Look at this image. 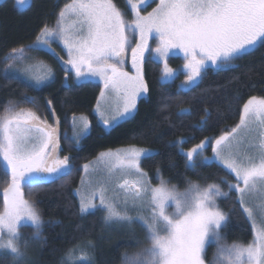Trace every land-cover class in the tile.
<instances>
[{
	"label": "snow or ice",
	"instance_id": "obj_1",
	"mask_svg": "<svg viewBox=\"0 0 264 264\" xmlns=\"http://www.w3.org/2000/svg\"><path fill=\"white\" fill-rule=\"evenodd\" d=\"M126 3L131 20L125 18L114 0H68L54 26L43 25L32 44L12 48L4 57L5 79L23 82L33 91L54 82L53 69L30 57L32 52H45L62 65L65 88L69 87L72 74L77 84L99 78L103 87L94 111L110 132L121 122L133 119L138 99L147 97L150 89L145 79L146 63L163 65L158 81L163 86L181 71L169 67L170 55L177 50L182 52L186 79L180 87L191 92L208 69L232 70L239 67L236 61L264 48V0ZM152 3L156 6L142 14ZM150 41L156 43L155 48ZM53 44L61 45L66 60ZM129 53L131 72L124 67ZM23 103L32 104L35 110L10 102L0 115V171L10 178L3 188L0 210V254L10 255L14 264H27L30 241L43 240L45 223H60L45 222L36 202L25 198L23 187L39 189L71 176L74 170L73 156L58 155L62 151L61 121L53 101L44 100V107L53 117L51 123L47 116L39 114L38 97L24 95ZM105 106L110 109L107 115ZM177 115H191V109L181 108ZM210 117L209 109L203 108L202 127ZM70 119V143L78 147L90 133V122L84 115L73 114ZM244 132H255V142H248L241 134ZM185 142L178 139L171 146L179 148L186 169L194 171L199 166L216 165L233 179L221 178L219 183L206 185L186 180L187 187L181 192L162 177L157 167L159 185L152 186L141 163L156 152L134 145L108 150L82 165L83 188L74 190L78 215L83 219L103 212L105 225L141 222L147 246L131 255L125 253L122 264H264V97H249L243 103L239 122L218 137H205L187 150L182 147ZM209 148L211 156L205 155ZM100 172L103 175L94 179ZM219 200L231 201V207L225 211ZM237 209L251 224L253 238L248 243L229 244L225 229ZM133 211L135 217L129 214ZM27 226L34 229L31 237L20 232ZM213 244L216 250L208 261L207 247ZM95 250L91 240L77 244L67 250L61 264H95Z\"/></svg>",
	"mask_w": 264,
	"mask_h": 264
},
{
	"label": "trees",
	"instance_id": "obj_2",
	"mask_svg": "<svg viewBox=\"0 0 264 264\" xmlns=\"http://www.w3.org/2000/svg\"><path fill=\"white\" fill-rule=\"evenodd\" d=\"M66 2L68 0H31L25 9H19L13 0L0 2V115H3L10 102H19V107L35 110L32 104L23 103L24 95H28L39 98V114L50 116L44 107V100L51 99L56 113L62 118L60 152L63 156L74 157L71 176L43 185L39 189L25 188V197L36 202L45 222L60 221L55 226L45 223L43 240L32 243L29 264H61L69 248L77 244L83 245L89 240L96 245L95 264H122L124 254L138 252L141 245L132 249L126 240L112 235L103 223V212L97 211L83 219L78 215V199L74 190L80 185L82 165L92 161L103 151L134 145L157 153L151 159H144L141 165L154 183L158 180L157 167L160 168L162 177L178 189L187 187L186 180L201 185L219 183L221 178L232 180L231 175L216 165L199 166L194 171L186 169L185 158L179 154L178 147L171 146V142L183 139L186 142L182 147L189 149L205 137H218L237 124L243 103L249 97H264V48H258L252 55L236 61L239 67L232 70L217 72L208 69L202 82L191 92L179 91L184 74L174 82L161 86L158 83L160 64L146 63L144 71L150 89L149 95L139 102L133 119L120 123L108 132L92 113L101 91L99 84L77 85L70 81L69 87L65 88L60 73L54 82L40 91H33L23 82L5 79L2 72L4 57L11 49L33 43L43 25L53 26ZM114 3L125 13V18L130 20L131 12L126 0H114ZM46 59L55 65L59 63L50 55ZM182 63L180 58L171 60L174 67ZM234 77L239 79L235 80ZM179 100L184 103H179ZM205 107L209 109L211 117L202 127L200 117L203 116ZM181 108L191 109V115L178 116ZM73 114L89 115L92 124L90 134L78 147L70 143L72 134L69 122ZM65 135L68 139H65ZM8 179L10 178L0 171V210L3 208V188ZM218 203L225 211L232 204L225 200H219ZM225 234L229 244L234 241L248 243L252 240L251 224L240 215L239 209L232 216ZM214 250L215 246L208 249V258Z\"/></svg>",
	"mask_w": 264,
	"mask_h": 264
},
{
	"label": "rangeland",
	"instance_id": "obj_3",
	"mask_svg": "<svg viewBox=\"0 0 264 264\" xmlns=\"http://www.w3.org/2000/svg\"><path fill=\"white\" fill-rule=\"evenodd\" d=\"M3 0H0V2H2ZM13 3L17 5V7L19 9H25L27 8L30 3H31V0H13ZM156 6L155 3H152L150 7H148L146 9V11H142V14H146L148 11H151L152 8H154ZM129 7V6H128ZM130 9V8H129ZM131 12V10H130ZM131 19H132V13H131ZM130 19V20H131ZM55 24H53L54 26ZM49 27H52V26H49ZM32 44V43H31ZM150 45L155 48L156 47V43L154 41H150ZM53 48L56 49V52L60 55V56H63L64 59L66 60L67 59V56L65 54L64 51L61 50V45L59 44H53L52 45ZM30 57H32L34 60H39V61H43L44 64L50 66L54 73H55V79L54 81L56 80L57 78V75L61 73V75L63 76V81H64V72L62 71V65L60 63H56L53 64L50 62V60H47L46 59V56H49L48 54H46L45 52H32V53H29ZM51 56V55H50ZM172 58H180L182 60V64L177 66V67H174L172 64H171V60ZM185 63L184 59H183V53L182 52H179L178 50L176 51V54L175 55H170V58L168 60V65L170 68H172L173 70H181L179 71V73L177 74L176 78L177 79L178 77H180L181 74H184V72L182 71L183 69V64ZM19 66V64H18ZM160 68L162 69L163 65L160 64ZM125 67V70L131 72L133 71L132 69V66H131V59H130V53L127 57V63L124 65ZM2 72H3V69H2ZM161 72V70H160ZM161 75V74H160ZM185 75V74H184ZM186 79V76L184 77V81ZM70 81H72L74 84H77L74 82V74L71 75V78L69 79L68 81V84L71 83ZM181 83V85L183 84V82ZM52 83V82H51ZM85 83H94V84H99L101 86V88L103 87L102 83L99 82V78H92L91 81L89 82H85ZM85 83H80V84H77V85H81V84H85ZM50 84V83H49ZM47 85V84H46ZM166 85V84H165ZM180 85V86H181ZM144 97L142 98H139L138 101H137V109H138V106H139V102L143 99ZM98 99V98H97ZM96 103H97V100H96ZM96 103L93 107V110H92V113L97 117L98 121H99V117L98 115L95 113V106H96ZM111 103V102H110ZM105 112H106V115L110 113V109H108L107 106H105ZM137 112V111H136ZM57 114V113H56ZM80 115H84V116H87L88 117V120L90 122V132H91V128H92V124H91V120H90V117L89 115L87 114H77V116H80ZM57 116L59 117L60 120H62V118L57 114ZM47 119L49 121V123L52 122L53 120V117L50 115V116H47ZM100 122V121H99ZM239 122V121H238ZM237 122V123H238ZM122 123V122H121ZM100 124L102 125V123L100 122ZM69 127L71 129V138L73 137V129H72V125H71V119H70V122H69ZM103 127V125H102ZM104 128V127H103ZM231 129V128H230ZM228 129V130H230ZM66 131H64L65 133ZM63 131H62V128H61V123H60V137L62 135ZM90 133L86 134L82 139H81V142L82 140L87 136L89 135ZM242 135L246 136L247 138V141L248 142H255V137H256V133L255 132H244V133H241ZM81 144V143H80ZM130 146V145H128ZM128 146H123V147H119V148H116V149H111L112 151H116L118 149H123V148H127ZM60 148H61V142H60ZM184 148V147H183ZM185 149V148H184ZM152 150V149H151ZM187 150V149H185ZM108 151V150H106ZM105 152V151H103ZM63 153H58V155L62 158ZM99 155V154H98ZM97 155V156H98ZM205 155L207 156H211L212 155V152H211V149L209 148L206 152H205ZM96 158V157H95ZM95 158L92 160L94 161ZM143 161V160H142ZM142 165V163H141ZM142 167V166H141ZM84 175V173H83ZM100 175H103V172H100V173H97L94 175V179L96 178V176H100ZM119 175V174H117ZM129 179H132L133 177H127ZM150 179V178H149ZM151 181V184L152 186H158L159 185V180L156 181V183L153 182L152 179H150ZM79 187H82L83 186L81 185V180H80V185ZM111 187V185H110ZM25 188L27 189L28 187H23V192H24V196L26 195V192H25ZM86 190H89L90 189H86ZM179 191L183 192L184 189H179ZM109 196L113 195V193L110 191L108 193ZM26 198V197H25ZM27 199V198H26ZM78 199V198H77ZM3 209V208H2ZM1 209V210H2ZM104 214V213H103ZM130 215L134 216L136 215V213L133 211V212H130L129 213ZM107 228H109V232L114 235L116 238H119V239H122V240H126L130 247H132V249H134L137 245H141L140 247H144V246H147L146 245V241H145V233H144V230L141 226V222L139 220H134V222L131 224V225H118V224H112V225H105ZM34 229L31 227V226H27V227H22L20 229V232L23 234V236L25 237H31L32 233H33ZM34 241H30V247L28 249V253H27V264H29V254H30V251L32 250V243ZM138 242V243H137ZM143 245V246H142ZM211 246H215L214 244L213 245H210L207 247V254H206V259L208 261H211L212 259V256H213V253L215 252V250L212 252L211 256L208 258V249L211 247ZM2 262V263H1ZM0 264H14V261L12 260L11 256L10 255H7V254H0Z\"/></svg>",
	"mask_w": 264,
	"mask_h": 264
},
{
	"label": "flooded vegetation",
	"instance_id": "obj_4",
	"mask_svg": "<svg viewBox=\"0 0 264 264\" xmlns=\"http://www.w3.org/2000/svg\"><path fill=\"white\" fill-rule=\"evenodd\" d=\"M178 78H179V77H178ZM178 78H177V79H178ZM177 79H174L172 82H174V81L177 80ZM182 81H184V79H183ZM182 81H181L180 84H179V91L184 92V91L181 90V87H180ZM172 82H171V83H172ZM148 95H149V93H148ZM148 95H147V96H148ZM144 98H147V97H144ZM59 153H60V152H59Z\"/></svg>",
	"mask_w": 264,
	"mask_h": 264
}]
</instances>
